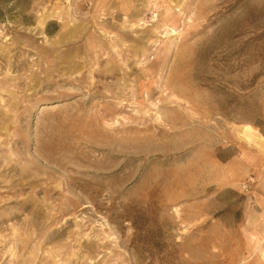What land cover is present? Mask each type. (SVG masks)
<instances>
[{"label": "rangeland", "instance_id": "rangeland-1", "mask_svg": "<svg viewBox=\"0 0 264 264\" xmlns=\"http://www.w3.org/2000/svg\"><path fill=\"white\" fill-rule=\"evenodd\" d=\"M0 264H264V0H0Z\"/></svg>", "mask_w": 264, "mask_h": 264}]
</instances>
